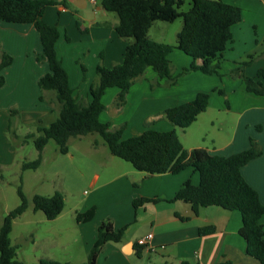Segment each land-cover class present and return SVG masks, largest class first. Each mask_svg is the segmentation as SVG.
<instances>
[{"label": "trees", "instance_id": "trees-1", "mask_svg": "<svg viewBox=\"0 0 264 264\" xmlns=\"http://www.w3.org/2000/svg\"><path fill=\"white\" fill-rule=\"evenodd\" d=\"M66 2L59 0H0V22L32 23L39 32L43 59L49 64L50 71L38 81L42 90L40 99H49L51 105H58V116L49 126L38 125L37 133H29L39 151L38 158L25 161L22 169H36L42 162V151L53 139L58 151L69 152L71 138L82 137L90 133H99L105 140L111 153L130 162L135 169L149 175L177 174L187 168H193L200 175L199 183L187 180L169 201L183 200L192 205L195 213L201 207L221 206L237 210L242 216L241 235L246 241V254L264 264V202L259 192L247 181L242 168L263 154L255 139L250 146L230 155L213 154L203 147L187 149L182 143L176 127L187 128L198 116L207 110L210 101L208 92H199L190 101L167 108L163 114L175 126L172 130L161 131L145 122V130L136 136L123 139L126 124L113 128L111 123L100 120L106 109L103 96L110 87L120 88L115 98V106L122 108L127 95L135 82L141 80L148 68L153 69L166 85H175L178 80L192 71L221 75L220 57L232 40V26L242 19V9L224 0H192L191 7L182 11L185 0H102L106 11L118 16L115 25L117 34L129 42L125 48L123 60L112 67L99 63L96 68L97 79L90 86L91 100L83 103L75 96L69 74L59 57L56 44L62 35L58 25H52L43 19L49 6ZM183 18V26L178 32L177 46L160 42L149 36V31L157 20L174 22ZM78 26L81 23L77 21ZM67 39L70 38L67 36ZM131 39V40H130ZM178 48L192 56L191 64L174 74L169 55ZM103 57V56H102ZM202 63L198 64L197 60ZM14 58L0 45V87L5 82L3 70L11 65ZM250 61H243L231 71L240 76L249 92L264 96V68L256 77L244 73ZM84 71L86 67L82 65ZM160 82L151 84L154 88ZM54 95L48 98L47 94ZM220 93H224L219 89ZM52 110L54 109L53 106ZM12 114L17 113L15 108ZM10 127V124H9ZM21 203L12 209L4 219L0 230V264H22L16 259V246L11 241L13 221L29 206V200L21 186L18 187ZM159 197L135 198V208L147 202H159ZM65 197L60 191L52 195L35 194L33 209L42 210L50 220L56 219L64 210ZM96 214V206L84 212H78V222L90 221ZM128 226L115 228L110 219L104 220L97 228L96 241L88 252L87 261L78 264H97L98 256L108 242L122 241ZM216 231L213 225L199 228L200 235ZM36 264H74L48 258L40 259ZM179 264H200L188 260ZM218 264H234L230 259Z\"/></svg>", "mask_w": 264, "mask_h": 264}, {"label": "crops", "instance_id": "crops-1", "mask_svg": "<svg viewBox=\"0 0 264 264\" xmlns=\"http://www.w3.org/2000/svg\"><path fill=\"white\" fill-rule=\"evenodd\" d=\"M59 1L66 2L67 5L59 3L49 6L43 19L49 24L58 25L62 32L56 49L68 71L71 87H73L69 70L71 61L68 55L70 47L67 44L71 41V33L76 34L77 31H80L83 34H98L100 43L98 47L93 49L88 46L78 49L72 54L75 61L83 60L90 70L95 69L96 71L99 63L106 67H112L122 62L129 40L117 34L115 30V25L118 22L117 16L108 14L104 8L102 10L95 0ZM224 1L239 6L242 9V19L232 26V40L219 59L221 75L192 71L181 77L175 85L169 86L165 84V79H160L153 69L148 68L144 79L131 87L127 95V102L122 108L119 109L114 105V99L120 88L110 87L106 90L103 96L106 109L101 113L100 120L111 123L113 128L125 123L123 139L141 134L145 130V122H151L152 128L169 131L175 126L164 116L163 112L169 107L194 99L199 92H208L210 101L207 110L214 107L220 111L239 114L238 124L241 126L244 123L245 129L250 125L263 126L264 96L249 92L245 81L240 76L233 77L230 72L237 67L239 62L247 60L250 61V64L245 66L244 73L248 76L256 77L259 70L264 68V0ZM52 9H56V15L53 14ZM178 20L181 22L176 27L177 31L173 32L172 38L169 36L168 39L160 42L177 46L178 32L183 26V18L180 17L175 21ZM77 21L81 23V27L78 26ZM67 36L70 40L67 39ZM0 45L14 58L13 63L3 70L6 82L0 87V102L4 101L5 104H8L6 106H11L19 100L23 104L32 103L34 94L35 98L39 94L37 89L35 90V86L39 79L50 71L48 62L43 59V47L39 32L32 23L1 21ZM169 57L174 74L188 67L193 60L192 56L178 48H175ZM261 57V60H257ZM87 61L88 63H86ZM197 63L201 64L202 60L198 59ZM148 80L155 83L160 82V85L153 88ZM262 81L264 83V78ZM91 84L88 86L87 97L81 98L75 93L80 102L88 103L91 100ZM219 89H222L224 93H220ZM4 91H10L11 94L4 96ZM47 96L54 97L49 92ZM2 109L5 110L3 107ZM2 112L1 118L9 120V113ZM56 118L55 113H52L50 123L46 124L41 120L38 122L39 125L49 126ZM237 134L236 132L231 141L225 142L221 146L214 145L213 149L202 144L185 145L180 133L179 136L187 149L203 147L213 154L230 155L248 148L249 138L246 132L242 131L241 136ZM257 139L260 140L263 154L245 165L242 168V173L259 192L264 202V194L259 189L264 188V138L257 137ZM69 145V152L66 154H70L74 158L83 154L77 153L78 146L73 147L70 141ZM92 145L95 149L96 146L99 147L98 142H94ZM250 169L251 171L247 175L246 171ZM187 180L197 184L200 181V175L193 168H187L177 174L149 175L137 169H122L113 159H110L105 170L95 171L90 179V185L97 188L100 181L104 184H114L115 194L123 192L122 197L132 203L135 210L132 207L131 211L135 212V222L139 226L136 233H130L128 231L129 224L124 225L128 227L122 241L106 243L98 256L97 264L107 262L110 256L109 264H179L184 260L200 264H218L224 259H230L234 264H260L257 259L246 254V241L240 232L242 216L239 211L213 205L201 207L199 212L195 213L192 205L188 202L169 201ZM98 191L99 189L94 190V195L87 197L88 200L82 205L79 212H84L92 206H96V213L98 212L99 202L103 201V198L98 201V195H96ZM141 197H159L162 200L147 202L135 208L134 199ZM63 211L57 218L62 216ZM130 215L131 212L128 210L123 214L125 217ZM94 218H96V214ZM94 218L90 221L76 223L87 255L96 241L97 228L103 222V217L99 220H94ZM113 225L117 229L123 227L116 223ZM209 225L215 226L216 231L212 234L200 235L199 228ZM150 233L153 234V237L149 241V246L140 245L138 240ZM143 251L151 254L147 263L144 261L146 254ZM137 255L140 258L139 261L136 260Z\"/></svg>", "mask_w": 264, "mask_h": 264}, {"label": "rangeland", "instance_id": "rangeland-1", "mask_svg": "<svg viewBox=\"0 0 264 264\" xmlns=\"http://www.w3.org/2000/svg\"><path fill=\"white\" fill-rule=\"evenodd\" d=\"M96 1L102 9V0ZM191 3L192 0H185L181 10H188ZM52 10L53 14L56 15V9ZM107 13L117 16L114 12L107 11ZM179 22L181 21L178 20L173 23L157 20L151 27L149 36L156 41H164L169 36L172 38L173 32L177 31L176 27ZM71 34V41L67 43L70 47L68 55L71 61V66H69L71 83L79 97H87L89 93L88 86L90 83H94L97 72L95 69L90 70L87 68L83 60L75 61L72 54L76 50L88 46L93 49L98 47L100 45L98 42L99 36L96 33L83 34L80 31ZM261 59L262 57L257 60ZM82 65L86 67V71H84ZM230 74L233 77L236 76L232 71ZM143 79L144 77L137 82H141ZM148 81L151 84L155 83L152 80ZM36 89L39 94L36 98L34 94L33 101L30 104H23L19 100L11 106H6L8 104H5L4 101L0 102V110L2 107L5 109L0 111V230L7 214L21 203L18 194V187L21 186L29 200V206L13 221L10 237L12 244L16 246V259L22 264H36L42 258L74 264L83 263L87 261L88 255L78 232L76 215L88 200L87 197L94 195V190L99 189L98 194L96 193L98 201L103 198V201L99 202V209L94 220L103 217V221L110 219L113 224L123 226L129 224L128 231L130 233H136L139 228L135 222L136 214L131 211L134 207L129 200L122 197L124 193L118 192L115 194L114 184H104L101 181L95 188L90 185L91 177L95 171L105 170L110 159L115 160L122 169L135 168L130 162L113 155L104 138L95 132L87 134L81 139H78L79 137L71 138L70 144L73 147L78 146L79 151L77 153H83L75 158L70 154L59 152L56 142L51 139L42 151L41 165L36 169L23 170V162L34 160L39 156V151L35 147L33 139L26 138L27 134L37 133L38 121L41 120L46 124L50 123L52 113H55L57 117L59 110L56 103L51 105L49 99H40L42 90L39 84L35 86ZM4 92V96L11 94L10 91ZM47 97L49 98V96ZM10 99L13 100V98ZM51 106H53V110ZM12 108H15L17 113L12 114ZM2 111L9 113V120L1 118ZM239 118V114L231 111H220V109L213 107L202 112L189 127L184 129L176 127V129L180 133L183 143L189 146L202 144L213 149L214 145L221 146L225 142L231 141L236 132L238 136H241L242 131H244L249 138L248 147L251 138L255 139L261 147L260 140L257 137L264 138V125H250L245 129L244 123L241 126L238 124ZM94 142L99 143V147L96 146V149L92 147ZM250 171L251 169L246 171L247 175ZM259 189L264 194V188ZM57 191L63 193L66 201L61 217L50 220L42 210L35 211L33 209V196L35 194L52 195ZM127 210L131 212V215L125 217L123 214ZM143 252L146 254L144 261L147 263L151 258V254ZM136 258V260H140L138 255ZM110 260L111 256L103 264H109Z\"/></svg>", "mask_w": 264, "mask_h": 264}, {"label": "built area", "instance_id": "built-area-1", "mask_svg": "<svg viewBox=\"0 0 264 264\" xmlns=\"http://www.w3.org/2000/svg\"><path fill=\"white\" fill-rule=\"evenodd\" d=\"M153 237V234L150 233L144 237H141L139 240H138V243L140 245H143V246H149V241L152 239Z\"/></svg>", "mask_w": 264, "mask_h": 264}]
</instances>
